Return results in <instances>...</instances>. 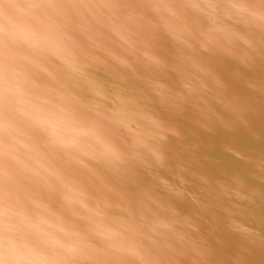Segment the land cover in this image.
I'll return each instance as SVG.
<instances>
[{
    "label": "clouds",
    "instance_id": "9594fccd",
    "mask_svg": "<svg viewBox=\"0 0 264 264\" xmlns=\"http://www.w3.org/2000/svg\"><path fill=\"white\" fill-rule=\"evenodd\" d=\"M0 264H264V0H0Z\"/></svg>",
    "mask_w": 264,
    "mask_h": 264
}]
</instances>
